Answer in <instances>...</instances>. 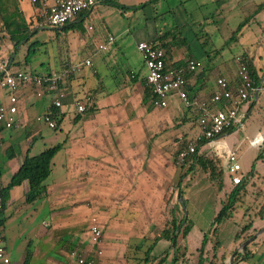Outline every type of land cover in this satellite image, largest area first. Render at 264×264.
Here are the masks:
<instances>
[{
  "label": "crops",
  "instance_id": "crops-1",
  "mask_svg": "<svg viewBox=\"0 0 264 264\" xmlns=\"http://www.w3.org/2000/svg\"><path fill=\"white\" fill-rule=\"evenodd\" d=\"M112 1L118 4H130L128 3L130 0ZM225 2L226 0H219L217 3L222 6ZM262 2L264 1L255 3V0H250V4H248L251 6V20L257 23H259L258 21L260 20H264V8L258 6V4ZM40 6L39 3L33 4L29 0H18L19 9L23 13L26 22H28L32 28H35L34 26ZM126 12L127 11L124 9L108 2L97 3L91 8L78 13L74 19L68 22L70 23L68 26H62L60 29L78 25L82 31H85L86 29H93L95 24H99V28L101 29L100 33H103L102 38H105L107 33H111L114 35L113 42H116L117 38L128 30V25L124 20L125 15H127ZM1 23L2 19L0 15V38L3 35L0 41V56L9 57L13 61L15 68H18L20 62L14 61L13 45L7 34L1 31ZM164 31H153L148 39H140L138 42L141 40L152 41ZM95 38L96 39L93 41H87L82 37V40L80 39V45L95 47V42H102L101 39L98 38V35L95 36ZM183 42L186 43L185 41ZM244 51L252 58L261 76V72L264 70V58L259 55V58L256 59L255 51H251L250 48H246ZM171 52L170 62H174L176 65L185 63V61L181 62L177 57L176 50H172ZM191 56L197 62L198 66V61L193 55L190 54V57L187 58H191ZM86 58H90L93 65V59L90 56ZM256 60L259 63H257ZM72 62L73 61L70 59L65 60L63 62L64 68ZM50 71L57 70L51 69L45 72ZM74 72L75 71L69 72L64 77V80L60 83V89L64 92L63 101L68 100L73 105L74 123L80 125L81 132L71 136L69 140L64 143L63 149L68 153V160L62 164V168L70 175L84 173V180L79 181L80 187L87 192L88 198H90V201H87L88 205H92L89 207H93L96 212L92 216L97 218L101 227L102 241L99 245H95L91 242L89 222L86 230L78 234L76 244L67 243L61 246L57 245L55 241L56 224L61 220L66 221V217L71 214V208H64L63 214L56 211L55 200H57V198L59 200L61 197H55L52 202L53 207L49 210V217L53 225L43 220V229L37 234L44 243H47L46 246L35 247L31 251L26 248L24 252H22L20 258L14 259L7 249L3 233L7 254L10 256L12 264H17L20 261H23L24 264H78L77 256L73 254L74 251L83 256L94 258L96 261L95 264H136L139 260V256L134 257L133 255V257H130L127 255L128 250L132 249L138 254L139 252L143 254V259L140 264H154L150 260L146 261V250L152 243L151 238L154 236L152 230H150L153 216L152 189L154 186L157 188L160 178L157 175V171L153 173L151 166H149L150 169L143 170L142 165L147 156L146 153L149 150L146 149V144L148 147L152 140L156 143L168 138L166 132L160 131L162 130V125L167 123L168 118H172L171 110L175 111V109L179 107L177 102L178 98L173 94L168 98L166 106H158L152 98V93L149 92L150 88L145 79L146 71L140 76L139 71L128 67L126 72L129 75L130 82L125 83L124 88H121L119 82H114V85H109L111 83L105 84L103 78L101 79L99 76V70L95 68L94 65L92 73L98 76V82L89 83L86 89L83 90L82 93H79L74 87L68 85L69 81L76 76ZM69 74L70 76H68ZM81 76L84 77L85 75L81 74ZM103 76H106V72ZM201 76V70L187 72L188 89L191 94L207 97L215 88V82L209 83L208 81H202ZM225 77L233 84L237 78L236 66L234 75ZM261 86L262 83L257 87L259 88L257 92L252 94L247 101L239 107L237 123L232 126V129L224 131L212 142L211 146L207 147L208 149H212L218 157L221 158V165L224 168L222 189H224L225 192H229L231 187L234 186L230 181L229 173L225 170V152L228 149L237 150L239 157L241 146H243L241 152L248 146H252L256 151L255 156L251 157L247 163L244 162V165H241L240 172L242 175V182H244L241 200L236 205L232 215L222 220L218 226L217 235L220 246L215 258L217 264H228V260L232 254H234L232 261L237 254L239 255L235 259L234 264H264V230L257 234V236L246 245L248 252L247 258L243 257V251L239 248L240 243L243 241V234L241 237L237 235L241 226L246 224V219H249L252 223L246 230V233H251L256 229L253 232L254 234L264 225V216L261 217L255 214V211H258L261 204L264 202V156L257 158L260 152L264 155V129L258 126L253 130L247 125L250 116H252V111L255 108L256 102L261 97ZM20 90L22 91L23 88ZM124 90L125 92L122 93ZM250 98H254V101H250ZM75 99L86 102L85 111L78 112L76 110L74 105ZM30 103L33 102L26 100L22 104L20 103L23 112L26 111ZM49 104H47L46 107ZM186 108L190 111H196L198 114L195 108ZM54 111L56 112V119H59L63 115L61 107L55 108ZM158 115L160 116L159 118ZM179 115L181 120L189 116H186L183 110H180ZM23 127L27 130L30 129L29 124ZM238 127L241 129L245 127L247 134L239 138L234 130ZM20 128H11V130ZM157 128L159 130H157ZM1 130L9 129L0 126V183L2 186H5L8 182L4 183L2 181V172L10 171L11 177L22 163L25 155L28 154L26 153L27 149L21 153L19 144L16 142L15 144L7 143V145L3 147L2 143L4 145V139L1 135ZM180 134L178 136H180ZM256 136H261L262 138V143L260 145L252 143V140ZM59 151H61V148ZM56 154L54 156H56ZM140 158H142V160H140ZM149 161L152 162L151 160ZM17 189H20V193L25 197V193L28 189L27 182L24 181L10 189V197L5 202L4 210L9 204L12 194H14ZM51 192L55 193L54 191ZM45 194H48V187H46ZM45 194L42 197H44ZM63 201H65V196L63 197ZM136 204H140L143 207L136 208ZM216 206L214 208L215 211L218 210L219 204ZM3 212L1 218L4 216ZM234 212H236L237 215H234ZM190 219L192 220V226L185 240L182 239L180 243L181 249L185 244L187 247L185 260L180 259L176 263L171 261V258L175 254V249L173 243L164 238L155 242L147 258L150 256V258L154 257L158 259L161 256H166L162 264H196L201 240L204 233L207 232L209 228H203L197 225L194 218ZM225 221L234 223V226L228 230L229 238H227L226 242H223L222 239H220V231ZM157 234L159 233H156V235ZM230 238L233 240L232 243ZM211 246V242L208 241L205 246L204 256H211V251H209ZM97 249L102 250L101 254H97Z\"/></svg>",
  "mask_w": 264,
  "mask_h": 264
},
{
  "label": "rangeland",
  "instance_id": "rangeland-1",
  "mask_svg": "<svg viewBox=\"0 0 264 264\" xmlns=\"http://www.w3.org/2000/svg\"><path fill=\"white\" fill-rule=\"evenodd\" d=\"M218 1L130 0L128 2L130 4H119L122 9L127 11L124 20L128 25V30L119 36L116 42L108 45L106 50H100L97 42H95V47L80 45L82 37L87 41L95 40L97 35L102 42L107 39L109 33L105 38H102L103 33H100L99 24H95L93 29L85 31H82L78 25L65 29L44 27L35 28L28 40L20 43L14 49L13 58L15 62H20L19 69L43 73L51 69L57 71L64 69L63 62L67 59L73 61L72 65L83 62L87 56H90L105 84L114 85V82H119V86L124 88L125 83L130 82L126 72L128 67L139 71L140 76L146 71L140 51L137 49L138 40L148 39L153 31L166 29L174 30L186 42H171L167 48H170L171 51L176 50L177 57L181 62L186 60L188 54L193 55L198 61L196 70L202 71V81L214 83L219 75L228 77L234 75L235 57L242 54L246 48L255 51L256 59L259 58V55L264 58V20L258 21L259 23L251 20V6L248 5L250 0H226L222 6L217 3ZM260 1L264 0H255V3ZM244 19L248 20L241 25L240 30L236 33L235 30ZM176 39L178 42V37ZM28 46L31 50L26 62ZM257 63L259 62L257 61ZM93 65H84L81 69L76 70L74 72L76 76L69 81L68 85L82 93L89 83H97L99 78L92 73ZM105 72L106 76H103ZM261 73V97L256 102L252 116L247 123L253 130L258 126L264 129V70ZM81 74L85 76L83 77ZM18 92L21 104L26 100L33 102L27 106L25 111L30 129L22 127L15 130H1L4 139L2 146L16 142L19 144L21 153L27 149L28 155H34L46 147L56 144H61L62 147L61 151L53 157L51 173L45 180L48 194L33 202H26L20 189H17L3 212L2 232L7 249L14 259L20 258L26 248L31 251L35 247L46 246L47 243H44L37 234L43 229V220L53 225L49 217V210L53 207L52 202L55 197H61L59 200L57 198L58 201L55 200L56 211L63 214L64 208H71V214L66 217V221L61 220L56 224L55 241L59 246L67 243L76 244L78 234L86 230L89 220L96 213L93 207L90 208L92 205H88L87 201H90V198H88L87 192L80 187L79 181L84 180V173L70 175L62 168V164L68 160V153L63 149L64 143L71 136L81 132L80 125L74 123L73 105L68 100L63 101L61 105L63 115L59 118L57 126L51 128L43 121L42 114L46 105L54 97V92L38 96L31 86L23 87V90ZM124 92L125 90L122 91V93ZM250 101H254V98H250ZM177 102L179 107L175 111L171 110L172 118H168L167 123L162 125V130L160 129V132H166L168 138L156 143L152 140L148 147L146 144V149L149 150L142 165L143 170L150 169L149 166H151L153 173L157 171L160 178L157 188L154 186L152 189L153 216L150 230L154 236L160 232L166 221L172 218L173 211L177 218L186 213L189 218L195 219L197 225L209 228L213 216L217 212L214 209L215 206L219 202L221 203L227 195L224 189H218L216 182L211 181L207 172L202 168L193 165L189 172L188 163H176L177 150L192 140L198 132L196 111H190L184 107L179 99ZM180 110L189 116L181 120ZM38 117L39 119H37ZM157 130L159 129L157 128ZM234 130L239 138L247 134L245 127L243 129L238 127ZM179 134L180 136H178ZM241 150H243V146L239 151L241 165L256 155L252 146H248L242 152ZM200 151L206 157L215 160L218 166H221V158L212 149L201 150L200 148ZM137 160L139 161L138 157ZM1 177L2 181L7 183L10 171H3ZM178 180H181V188L184 190L183 200L187 197L184 207L180 205L181 200L177 197V192L180 190L177 185ZM64 196L65 201H63ZM142 207L140 204H136V208ZM234 215L237 213L234 212ZM248 221L249 219H246L245 223ZM222 226L220 239L226 242L229 238L228 230L234 226V223L225 221ZM154 236L151 238V242ZM178 241L180 243L182 241L180 236ZM230 241L233 242L232 239ZM127 255L130 257L139 256L136 264L142 262L143 254L141 252L138 254L131 249L128 250Z\"/></svg>",
  "mask_w": 264,
  "mask_h": 264
},
{
  "label": "built area",
  "instance_id": "built-area-1",
  "mask_svg": "<svg viewBox=\"0 0 264 264\" xmlns=\"http://www.w3.org/2000/svg\"><path fill=\"white\" fill-rule=\"evenodd\" d=\"M31 3H39L40 10L37 14L35 28H60L76 17L78 13L87 10L97 3L111 0H29ZM114 41V35L108 34L106 41L98 44L100 50H106ZM144 65L146 67V83L154 96L156 105L164 107L167 100L175 94L184 107H193L198 116L196 126L198 132L192 140H189L176 153V163L182 164L185 159L194 154L200 148L204 149L212 145V142L227 128L237 123L239 107L247 99L257 92L254 86L249 67L245 57L239 54L235 57L236 81L231 84L225 76H218L215 80V88L207 96L191 94L188 89V81L185 72H194L197 62L193 58H187L182 65H172L168 57L167 48L151 41L141 40L137 42ZM92 66L90 58L66 66L62 71H50L37 73L25 69L15 68L9 57L0 56V126L3 128H20L28 123L26 112L20 107L18 91L26 86L34 88L38 96L46 92H54L50 104L42 114L46 124L55 128L57 125L55 108H60L64 92L60 89V83L69 73L81 69L82 66ZM78 112L86 109V102L80 99L74 100ZM39 119V117L37 118ZM199 142L198 149L197 145ZM252 143L260 145L261 136H256ZM225 170L230 175L232 184H238L242 180L241 164L237 150L228 149L225 152ZM3 186L0 185V218L4 207ZM90 239L95 245L102 241V230L95 216L90 220ZM102 250L97 249V254ZM77 256L78 264H95L92 257L83 256L73 252ZM0 264H12L4 244L2 226L0 225ZM17 264H24L20 261Z\"/></svg>",
  "mask_w": 264,
  "mask_h": 264
},
{
  "label": "trees",
  "instance_id": "trees-1",
  "mask_svg": "<svg viewBox=\"0 0 264 264\" xmlns=\"http://www.w3.org/2000/svg\"><path fill=\"white\" fill-rule=\"evenodd\" d=\"M108 3H111L113 5H116L120 8L118 3L114 1H109ZM259 7L264 8V2L258 4ZM85 11V10H84ZM0 15L2 19L1 23V31L5 32L7 34L8 38L10 39L13 48L16 49V47L22 43L26 42L29 38V36L33 33L35 28H32L28 22H26V19L21 12V10L18 7V0H0ZM247 21V19H244L240 22L239 27L235 30L236 33L240 30L241 25L244 24V22ZM70 23H66L65 26H68ZM178 37V42L177 38ZM3 38V35L0 38ZM181 38V36L173 30H165L163 33L156 36L151 42L155 44H159L164 47H168V45L172 42L176 43H184ZM28 55L26 57V62L30 55V46H28ZM168 57L170 59L171 50L170 48H167ZM190 57V54H188ZM242 55L245 57L246 63L249 67L251 79L255 87H258L261 85V76L259 75L252 58L247 55V52L244 51ZM192 58V56H191ZM172 65H176L174 62H171ZM187 72H185V76L187 77ZM70 76V74L68 75ZM149 89V88H148ZM151 93V91L149 90ZM148 92V93H149ZM147 95V93H146ZM152 98L154 99V96L152 95ZM89 110V109H88ZM59 121V119H57ZM232 127L227 128L225 131L231 130ZM202 142H199L197 145V149L199 144ZM185 144L182 145V147ZM62 147L61 144H56L50 147H46L42 151L34 154V155H25V157L22 160V163L18 167V169L12 174L10 177L8 183L3 186V197L4 202L8 200L10 197V189L13 186L19 185L22 182L26 181L28 184V189L25 193V201L26 202H32L35 199H38L42 197L46 193V185L45 180L50 175L51 171V160L54 157V155L59 151V149ZM264 156L262 152H260L257 155V158H260ZM184 163H188V170L189 172L192 170L193 165H197L198 167L202 168L204 171L207 172L208 177L211 181H215L218 189L223 188V180H224V168L223 166H218L215 160L212 158L206 157L203 152L197 151L194 154L187 157L184 161ZM1 185V183H0ZM178 188L180 189V192L182 195H184V190L181 188V180H178L177 182ZM244 190V182L234 184V186L227 192L226 198L219 202V208L216 212V214L213 216V219L211 221V226L209 227V230L204 233L203 238L201 240V245L197 253V261L196 264H217L216 263V253L219 249L220 243L218 238V226L221 223L222 220L229 218L238 202L241 200V194ZM185 204V199L180 203V205ZM5 207V203H4ZM3 207V210H4ZM173 216L171 219L167 220L164 224L163 228L160 230L159 234L154 236L152 243L150 244L149 248L146 250V261L150 260L154 264H162L166 256L154 258L151 257L147 258V255H149L151 249L153 248L155 242L161 238L169 240L171 243H173L175 254L171 258V261L176 263L178 260L182 259L185 260V254L187 252L186 244L181 249V244L178 241L179 236L181 239L185 240L186 235L188 231L190 230L192 226V220L185 214H182L181 217L177 218L174 215V211L172 212ZM259 216H264V202L261 204L260 208L256 212ZM3 218H0V225L2 226ZM251 222L248 221L246 224L241 226V229L237 233L238 236H242V240L248 238L253 234V232L256 230L254 229L251 233H246V230L251 226ZM210 241L212 246L209 251H211V256H204L205 253V246L207 242ZM239 255L237 254L235 258L233 259V264L235 262V259ZM243 257H248L247 252V246L245 247L243 251Z\"/></svg>",
  "mask_w": 264,
  "mask_h": 264
},
{
  "label": "water",
  "instance_id": "water-1",
  "mask_svg": "<svg viewBox=\"0 0 264 264\" xmlns=\"http://www.w3.org/2000/svg\"><path fill=\"white\" fill-rule=\"evenodd\" d=\"M177 194H178V199L181 200V202H182V204H183V197H182L181 192L178 191ZM183 207H184V205H183ZM184 212H185V211H184ZM185 215H186V213H185ZM263 230H264V225H263L259 230H257L254 234H252L251 236H249L248 238H246L245 240H243V241L240 243V245H239L240 250H241V251H244L246 245H247L251 240H253V239L257 236V234H259V233L262 232ZM233 255H234V254H232V255L230 256V258H229V260H228V264H233V261H232Z\"/></svg>",
  "mask_w": 264,
  "mask_h": 264
}]
</instances>
